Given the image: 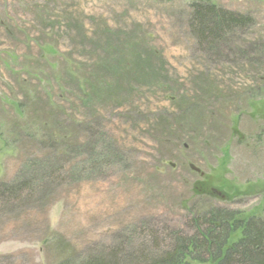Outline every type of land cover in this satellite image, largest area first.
<instances>
[{
    "label": "rangeland",
    "instance_id": "rangeland-1",
    "mask_svg": "<svg viewBox=\"0 0 264 264\" xmlns=\"http://www.w3.org/2000/svg\"><path fill=\"white\" fill-rule=\"evenodd\" d=\"M210 1L252 19L214 49L188 30L192 0H0V190L32 183L19 200L0 201V264L128 253L151 245L149 235L171 246L169 233L191 235L196 211L264 221V0ZM95 34L150 54L159 81L137 77L94 108L77 101L73 84L61 90L50 69H62V81L94 72L86 59ZM31 70L42 74L29 82ZM21 81L66 110L78 139L55 151L12 126L16 106H32ZM183 98L197 103L196 119L180 112ZM185 120L198 127L176 132Z\"/></svg>",
    "mask_w": 264,
    "mask_h": 264
},
{
    "label": "trees",
    "instance_id": "trees-1",
    "mask_svg": "<svg viewBox=\"0 0 264 264\" xmlns=\"http://www.w3.org/2000/svg\"><path fill=\"white\" fill-rule=\"evenodd\" d=\"M189 10L191 15L187 25L188 30L198 46L208 49L216 48L233 34L247 29L252 21L251 17L221 9L212 4L210 0H192ZM51 24L54 25V23ZM102 29L103 31H98V34L102 35L108 32L105 27ZM85 39L86 37H82V40ZM90 39L95 40L94 43L93 41L89 43L94 53L91 52L92 56L86 59V63L89 62L90 66L95 68L94 72L88 73L84 70L82 77L80 76L82 73L79 75L78 72L77 75L75 70L69 71L67 74L70 76L67 75L65 81H62L64 71L50 69L51 79L58 78L55 81H59L61 90L63 89L62 83L73 84L72 90H70L78 102L81 101L80 103L94 108L99 102L104 101V98L107 101L112 99V93H116L124 84L137 80L135 79L137 77L142 76V79L145 80L159 81V71L148 67L151 55H147V58H138L129 41H124L122 44L128 47L125 52L124 48H122L123 51L116 49L118 45L123 47L121 44L114 42L115 46H112L109 40L104 44V40L100 41L99 38H96V34ZM103 44L106 51L102 50ZM81 47H84L83 44ZM108 50L109 52H107ZM41 54L43 55V52ZM97 54L101 58L96 62H90V59L96 57ZM152 54L154 53L152 52ZM123 55L124 57H121ZM257 62L259 63V61ZM26 74L30 82L36 77L40 78L42 72L35 73L31 70ZM46 79L51 80L50 75ZM97 80H100V83ZM19 86H24L22 87L24 95L31 101L32 106L27 107V104L16 106L18 110L14 109L12 114L16 126H12L32 135L30 136L31 142L37 146L48 144L55 151L60 150L59 146L64 145L66 141L70 143L71 139H78L77 135L73 136L70 133L71 124L62 115L67 117L66 110H61L60 104L54 103L51 96L43 101L40 100L41 97L37 99L38 93L30 91L24 82ZM118 98L121 96L117 95L114 99ZM183 99L179 101L182 106L180 112H190L189 116L192 120L193 117L196 119V114H199L197 103L191 104ZM202 99L199 97L197 100L202 101ZM112 100L110 101L112 102ZM200 103L206 102L203 100ZM189 106L192 107L191 110L188 109ZM194 108L198 110H193ZM186 123H188L186 120L178 122L175 131H181ZM193 124L194 121L188 123L194 130L198 127V123L197 126L194 125L195 127L192 126ZM8 142L17 143L16 140ZM3 143L6 148H9L6 141ZM31 184L30 181L23 180L10 185V187L1 186L0 201L19 200L21 193L31 192ZM190 216L191 235L169 233L167 238L171 246L161 242L162 245L157 244L159 243L156 242L157 238L155 240L154 235H149L148 239L151 245L148 247L141 245L137 249L132 248L128 253H124V250H120V248H113L103 255L88 256L77 262L71 261L68 257L58 256L52 264H185L184 261L187 258L205 264H264V221L261 219L255 217L238 219L232 211L221 209L191 212Z\"/></svg>",
    "mask_w": 264,
    "mask_h": 264
},
{
    "label": "water",
    "instance_id": "water-1",
    "mask_svg": "<svg viewBox=\"0 0 264 264\" xmlns=\"http://www.w3.org/2000/svg\"><path fill=\"white\" fill-rule=\"evenodd\" d=\"M197 171V170H196Z\"/></svg>",
    "mask_w": 264,
    "mask_h": 264
}]
</instances>
